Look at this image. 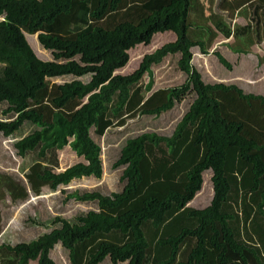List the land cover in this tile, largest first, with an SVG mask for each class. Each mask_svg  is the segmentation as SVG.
<instances>
[{"label": "trees", "instance_id": "trees-1", "mask_svg": "<svg viewBox=\"0 0 264 264\" xmlns=\"http://www.w3.org/2000/svg\"><path fill=\"white\" fill-rule=\"evenodd\" d=\"M150 1L0 0V106H6L0 133L12 138L28 128L13 147L19 157L37 151L38 158L24 173L27 185L0 173L12 202L82 177L102 178L104 152L91 131L103 116L114 124L124 119L133 92L146 76L144 89L151 90L155 67L166 59L186 82L143 115L170 114L193 97L170 135L143 132L125 141L113 164L123 169L121 191L69 193L65 201L93 209L73 220H35L53 230L28 243L2 244L0 264H58L51 257L58 245L71 264L107 258L111 264H264V96L235 82H206L194 66L197 49L207 55L201 0H169L149 13L142 6ZM250 11L252 24L231 30L217 17L214 30L225 39L254 32L261 43L264 0ZM165 33L176 39L143 50L137 69L121 72L132 50ZM26 35H36L53 60L39 59ZM68 146L83 162L60 171L43 165L46 155ZM204 189L208 203L192 204Z\"/></svg>", "mask_w": 264, "mask_h": 264}, {"label": "rangeland", "instance_id": "rangeland-1", "mask_svg": "<svg viewBox=\"0 0 264 264\" xmlns=\"http://www.w3.org/2000/svg\"><path fill=\"white\" fill-rule=\"evenodd\" d=\"M169 0H151L142 6V10L153 12L168 4ZM212 1V4H211ZM259 0H201V21H207L208 31L201 39L206 41L207 55L197 49L193 64L203 74L206 82H235L245 92L256 93L264 96V18L260 13L262 22L258 28L261 43L257 40L256 33L246 36L232 35L225 39L214 30V24L218 19L233 30L236 27H244L252 24L251 6ZM214 13L218 14L215 15ZM220 15V16H219ZM216 16V17H215ZM4 17H0V21ZM207 32L210 37H207ZM214 34L212 35V33ZM176 39V36H174ZM36 35H26V39L36 56L43 60L52 61L50 51H45L37 42ZM173 41L170 33L158 34L147 48L139 46L131 51L132 57L129 65L123 71L124 74L133 73L142 58V51L150 52L158 49L168 42ZM243 53H240V52ZM217 52L231 69L223 68L213 54ZM247 52V54H244ZM186 76L177 69L176 62L166 59L162 64L155 67L154 85L151 90H146L150 78L146 76L141 85L136 89L128 103L126 117L118 123L100 119L98 128L91 131L93 139L98 143L104 154V174L102 178L94 176L75 179L68 185H61L57 190L43 188L39 196L32 194L25 200L12 202L3 185L0 183V246L2 244L14 245L19 242H31L44 233L51 232L52 225H37L35 220L48 221L50 217L63 216L73 220L78 215L93 209L91 204H82L75 201H65L68 194L74 191H101L105 194L121 191L124 182L121 180L122 168L115 169L113 164L117 161L120 149L128 138L138 136L143 132H155L160 135H170L176 125L182 120L187 112L186 104L177 107L170 114H163L160 117L143 115V112L153 111L166 103L170 88L179 87L186 82ZM71 78L57 80L62 83ZM51 83L56 80H50ZM6 106H0V119ZM29 129H22L15 137H4L0 133V173L7 174L14 178L19 184L27 185L24 173L28 167L38 161L37 151L29 152L24 157H19L13 147L15 140L28 133ZM264 156V154H263ZM45 167L65 170L74 163L83 162L71 146L62 151L49 153L41 161ZM208 188V187H207ZM209 189V188H208ZM208 192L204 189L198 194L192 204L197 203L199 207L205 206L208 201ZM51 257L58 264H71L69 253L60 245L52 251ZM29 264H36L30 261ZM102 264H111L107 258ZM126 264V263H124Z\"/></svg>", "mask_w": 264, "mask_h": 264}, {"label": "crops", "instance_id": "crops-1", "mask_svg": "<svg viewBox=\"0 0 264 264\" xmlns=\"http://www.w3.org/2000/svg\"><path fill=\"white\" fill-rule=\"evenodd\" d=\"M170 34H172V36H173V41H174V40H175V37H174V36H175V34H173V33H170Z\"/></svg>", "mask_w": 264, "mask_h": 264}, {"label": "water", "instance_id": "water-1", "mask_svg": "<svg viewBox=\"0 0 264 264\" xmlns=\"http://www.w3.org/2000/svg\"><path fill=\"white\" fill-rule=\"evenodd\" d=\"M4 19H2L1 21H3Z\"/></svg>", "mask_w": 264, "mask_h": 264}]
</instances>
